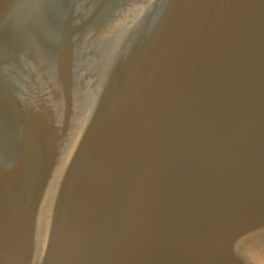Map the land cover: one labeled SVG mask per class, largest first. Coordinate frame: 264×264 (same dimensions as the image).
<instances>
[{
  "label": "water",
  "instance_id": "1",
  "mask_svg": "<svg viewBox=\"0 0 264 264\" xmlns=\"http://www.w3.org/2000/svg\"><path fill=\"white\" fill-rule=\"evenodd\" d=\"M0 264H264V0H0Z\"/></svg>",
  "mask_w": 264,
  "mask_h": 264
}]
</instances>
